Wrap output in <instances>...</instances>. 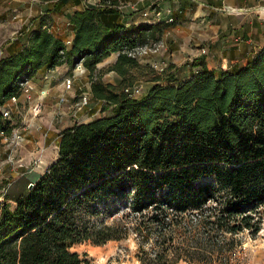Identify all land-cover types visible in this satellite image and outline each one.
<instances>
[{
    "label": "trees",
    "instance_id": "obj_1",
    "mask_svg": "<svg viewBox=\"0 0 264 264\" xmlns=\"http://www.w3.org/2000/svg\"><path fill=\"white\" fill-rule=\"evenodd\" d=\"M108 1L71 16L70 45L49 31L46 14L0 58V107L20 97L22 84L42 70L83 63L93 98L106 103L104 110L113 108L110 116L59 133L58 159L14 208L2 206L0 264H90L72 249L127 238L128 226L108 221L125 207L136 216V232L163 241L161 252L142 264L176 263L168 258L166 237L173 239L179 227L194 233L196 253H214L225 235L261 230L264 48L219 71L198 58L190 77L162 85L173 79L170 65L151 79L146 95L133 98L139 76L155 71L131 53L159 43L172 24L122 25L111 7L117 2ZM112 54L119 55L108 69L122 78L117 86L96 75ZM2 119L0 113L6 132ZM194 220L196 226L189 223ZM195 252L188 262L215 264Z\"/></svg>",
    "mask_w": 264,
    "mask_h": 264
},
{
    "label": "rangeland",
    "instance_id": "obj_2",
    "mask_svg": "<svg viewBox=\"0 0 264 264\" xmlns=\"http://www.w3.org/2000/svg\"><path fill=\"white\" fill-rule=\"evenodd\" d=\"M95 1L101 6L102 1L108 0ZM109 1L107 4L111 1L117 2V5L111 6L115 9L126 6L129 2V0ZM0 3L9 5V0H0ZM56 9L55 7L53 11ZM44 14L46 12L38 17L29 16L28 13L21 16L18 14L16 19L0 16V58L7 56L12 45L18 43L19 38L23 39L24 33L27 34L28 30ZM63 23L65 24L66 21ZM67 23H69L67 28L71 29L70 20ZM156 47L157 49H151V51L143 49L141 54L137 55L139 62L150 66L155 73L146 71L140 75L134 90L130 92L132 94L130 97L141 98L146 95L154 85L151 79L173 65L169 62L170 51L164 49V42L160 41ZM144 50L148 52L144 54ZM240 50L242 53L248 51L249 59L260 49ZM197 51H200V56L209 55L211 60H214L212 53H209L207 49ZM198 58L186 56L187 60L180 66L173 65L174 68L168 73V75H173V79H169L162 85L177 84L188 78L196 70L192 64ZM217 62L223 64L219 70L233 64L232 60H226V58ZM240 64H242V59H240ZM100 65H98L96 75L100 76L105 83L108 82L107 84L119 85L122 78L116 72L108 70L111 64L102 67ZM66 66L68 68L63 69L59 66L41 72L43 74L37 77L35 83L32 79L25 81L24 86L22 84L21 96L9 100L3 107H0L3 125L8 130L6 132L0 130V213L5 204L14 208L16 198L24 194L31 182H35L58 159L59 133L77 123H88L112 114L111 106L104 110L106 103L93 98L87 68L84 66L87 70L86 74L73 78L78 65L74 68ZM65 78H73L72 88H67ZM257 216L256 219L261 218L259 233L252 235L250 231H244L238 235H225L221 241H215L217 244L214 247V253H204L201 248H196L199 254L196 253L192 248L200 243L191 238L194 233L187 232L190 230L189 227L186 232L179 227L175 229L173 239H170V236L166 237V246L171 247L168 258L178 259L174 264H193L186 259H189V255L195 252L196 257L208 256L215 259V264H264V207L260 209ZM108 221L109 224L120 223L128 226V237L120 241H109L102 246L86 242L75 246L72 250L85 255V259L90 264H142V259L150 257L147 255L153 257L155 252H161L162 239L157 242L156 238L151 237V240H148L144 237L146 235L144 232L142 234L136 232V216L130 215L128 207L123 208L120 214ZM189 223L196 226L197 221Z\"/></svg>",
    "mask_w": 264,
    "mask_h": 264
},
{
    "label": "crops",
    "instance_id": "obj_3",
    "mask_svg": "<svg viewBox=\"0 0 264 264\" xmlns=\"http://www.w3.org/2000/svg\"><path fill=\"white\" fill-rule=\"evenodd\" d=\"M89 6L100 5L95 0H9V5L0 3V16L16 19L18 14L28 13L29 16L38 17L46 12L50 18L49 31L70 45L74 32L72 28H67V22L75 12ZM55 7L56 12L53 11ZM116 10L118 17L115 19L125 26L172 24L165 30L161 41L164 42V49L170 51L169 62L175 66L185 62L186 56L198 58V49H207L214 60L209 55L199 58L204 57L212 68L219 70L223 64L217 61L225 58L233 61L231 66L225 64V67L232 68L240 64V59L244 63L250 55L248 51L242 53L240 49L264 48V0H129L126 6ZM112 19L115 20L114 17ZM118 56L112 54L100 66L115 64ZM60 68L68 67L63 65ZM41 72L32 79L34 83L43 74Z\"/></svg>",
    "mask_w": 264,
    "mask_h": 264
},
{
    "label": "built area",
    "instance_id": "obj_4",
    "mask_svg": "<svg viewBox=\"0 0 264 264\" xmlns=\"http://www.w3.org/2000/svg\"><path fill=\"white\" fill-rule=\"evenodd\" d=\"M160 14H158V16H159ZM173 20H171V22H172ZM158 45V43H155V44H153V45H148V46H145V47H140V48H138V49H136L134 52H132L131 53V55L133 56V57H137V55H140L141 54V51L143 50V49H150V50H148V51H151V49H157V46ZM156 47V48H155ZM148 51H145L144 50V54L145 53H147ZM86 72H87V70H86V68H84V65L82 64V63H80V64H78V66H77V68L75 69V71H74V76H73V78H75V77H77V76H79V77H81V76H83L84 74H86ZM73 78H65V81H66V84H67V88L68 89H70V88H72V85H73V82H74V80H73ZM23 86H24V83H23ZM24 91H25V89H24ZM131 92V91H130ZM130 96H132V94L130 93Z\"/></svg>",
    "mask_w": 264,
    "mask_h": 264
},
{
    "label": "water",
    "instance_id": "obj_5",
    "mask_svg": "<svg viewBox=\"0 0 264 264\" xmlns=\"http://www.w3.org/2000/svg\"><path fill=\"white\" fill-rule=\"evenodd\" d=\"M34 186V184L32 183V184H30V188H32Z\"/></svg>",
    "mask_w": 264,
    "mask_h": 264
}]
</instances>
